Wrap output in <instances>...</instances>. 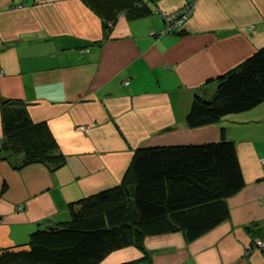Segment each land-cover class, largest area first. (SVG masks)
Listing matches in <instances>:
<instances>
[{
  "label": "crops",
  "instance_id": "1",
  "mask_svg": "<svg viewBox=\"0 0 264 264\" xmlns=\"http://www.w3.org/2000/svg\"><path fill=\"white\" fill-rule=\"evenodd\" d=\"M189 1L145 0L147 15L107 28L82 0H0V141L2 103L15 100L65 155L56 167H19L22 154L0 153V256L68 220L71 201L117 185L136 148L218 141L223 131L244 179L226 197L228 217L191 240L183 229L147 235L143 249L97 264H264V100L214 124L185 120L196 93L264 45V0H195L180 29L155 35L159 11Z\"/></svg>",
  "mask_w": 264,
  "mask_h": 264
},
{
  "label": "trees",
  "instance_id": "2",
  "mask_svg": "<svg viewBox=\"0 0 264 264\" xmlns=\"http://www.w3.org/2000/svg\"><path fill=\"white\" fill-rule=\"evenodd\" d=\"M82 1L107 28L121 14L137 19L151 11L145 0ZM216 81L210 93L194 95L188 127L217 123L264 100V45ZM2 105V157L22 154L19 167L64 162L45 122L31 121L19 101ZM221 133L218 141L136 148L117 185L71 201L68 220L35 230L25 247L2 252L0 261L97 264L118 248L143 249L147 235L178 229L190 240L201 235L228 217L226 197L244 185L235 144Z\"/></svg>",
  "mask_w": 264,
  "mask_h": 264
},
{
  "label": "rangeland",
  "instance_id": "3",
  "mask_svg": "<svg viewBox=\"0 0 264 264\" xmlns=\"http://www.w3.org/2000/svg\"><path fill=\"white\" fill-rule=\"evenodd\" d=\"M192 2H193L192 3L193 8H194L195 0H192ZM186 3H188V2H185L184 4H182L181 6H179L178 8H176L174 10L159 11V13L162 15V18H163V26L161 29H159L155 33V35L160 36V35L170 34V33H173L174 31H176L182 27L184 21H186V19L190 16V14L193 11V8H192V11L188 15V17L183 19V21L181 22L182 15L179 13V10H182ZM121 15H123V14H121ZM261 46H263V45H261ZM215 86H217V85L215 84ZM225 118H228V116H225L223 119H225Z\"/></svg>",
  "mask_w": 264,
  "mask_h": 264
},
{
  "label": "built area",
  "instance_id": "4",
  "mask_svg": "<svg viewBox=\"0 0 264 264\" xmlns=\"http://www.w3.org/2000/svg\"><path fill=\"white\" fill-rule=\"evenodd\" d=\"M192 0L189 1L188 3H186L183 7L182 10H179V13L182 15V19L181 22L183 21V19H185L186 17H188V15L191 13L193 5H192ZM178 13V14H179ZM180 17V16H179ZM125 83H127V81H125Z\"/></svg>",
  "mask_w": 264,
  "mask_h": 264
},
{
  "label": "water",
  "instance_id": "5",
  "mask_svg": "<svg viewBox=\"0 0 264 264\" xmlns=\"http://www.w3.org/2000/svg\"><path fill=\"white\" fill-rule=\"evenodd\" d=\"M48 228L52 229V228H53V226H48Z\"/></svg>",
  "mask_w": 264,
  "mask_h": 264
}]
</instances>
